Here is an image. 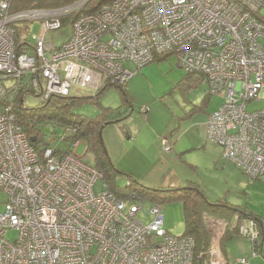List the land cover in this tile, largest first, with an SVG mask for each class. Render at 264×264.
Segmentation results:
<instances>
[{
  "label": "built area",
  "instance_id": "1",
  "mask_svg": "<svg viewBox=\"0 0 264 264\" xmlns=\"http://www.w3.org/2000/svg\"><path fill=\"white\" fill-rule=\"evenodd\" d=\"M88 1L56 12L13 11L12 0H0V264H197L194 236L168 232L160 203L145 222L138 192L120 198L106 183L96 192L104 176L76 155L80 141L69 152L37 150L15 121L14 106L38 88L47 100L88 86L97 93L103 78L124 85L137 71L129 62L140 68L174 54L187 72L204 75L209 94L225 96L206 122V138L249 176L263 177L264 106L248 105L264 92V0H109L83 11L60 47L45 41L61 26L55 16ZM38 18L41 35L32 36L30 52L19 53L13 23ZM164 148L172 149L168 138ZM205 222L211 243L199 259L230 264L221 247L228 221L206 214ZM237 231L255 249L264 244V219L241 218Z\"/></svg>",
  "mask_w": 264,
  "mask_h": 264
},
{
  "label": "rangeland",
  "instance_id": "2",
  "mask_svg": "<svg viewBox=\"0 0 264 264\" xmlns=\"http://www.w3.org/2000/svg\"><path fill=\"white\" fill-rule=\"evenodd\" d=\"M92 1L93 0L90 2L88 1L78 8H70V6L69 13L73 12L77 15L78 13L76 10L78 11V9L82 7L90 9ZM65 7L66 6L30 8L63 12L61 9ZM81 13H83V11ZM64 14L55 16V18L62 20L61 26L53 30H48L45 34V41L56 45V47H60L73 33V23L75 18L71 23L69 22L64 25L63 17L68 15L67 12ZM41 21H43V19L38 18L30 21H18L17 23H13L17 31L15 40L17 47L18 42L23 43L22 41H25L24 43L29 44V42H32L33 35H41ZM27 49L28 50L26 51L18 50V52L22 53L31 51L29 46ZM128 66L133 70H137L130 78L131 80H128L129 83V81L132 82L134 79L133 84L131 85L130 93L133 96L135 111L131 113L130 118L150 119L158 128H162V124L167 123L168 132L172 133V127H176L179 122L185 121L187 113L191 111L192 108H195L196 105H199L207 93L209 94L208 88L205 84H202L199 87H194L197 84H194L192 77L187 75V69L181 66L177 55L171 54L168 57H157L154 61H151L140 68H137L132 62H129ZM196 75H202L204 77L201 73H196ZM3 82L4 84H11V82L8 81ZM114 84L122 86V84L116 83L112 80L104 81L103 78L100 88L95 92L98 93L101 89L108 88L101 94L100 99H86L76 105L70 106L68 111L72 114L67 115V117H96L103 106L115 107L123 103L124 99L127 100V97L121 92L120 88L113 86ZM37 90L40 93V88ZM87 90L88 89H82L80 90V93H76L73 96L86 97L85 94L89 92ZM39 93L30 92L25 96V104L28 108H40L43 105L44 101L42 99V95H38ZM97 93H92L90 98H93V95ZM22 96L23 94L21 95V98ZM260 97L262 98L261 100H255L249 103V110L264 106V92L260 93ZM129 99L131 101L130 97ZM224 101V95L210 94L206 109L200 110L188 118L193 120L200 119L205 123L208 120L209 115L218 110ZM51 107L52 111L43 112L48 117L42 118L39 123L40 130L42 131L40 136L43 134L45 141H47L53 148L61 150H66L70 147L72 148V144L74 142L67 138L69 131L66 132V128L61 125L62 123L60 117L54 116V114H64L67 110L66 107H57L55 104H52ZM143 108H145V110ZM49 113L51 114L50 116ZM187 121L190 120L187 119ZM188 125L189 122L185 123L183 127ZM102 130L103 128H101L100 133ZM31 137L33 136H29L30 140ZM79 141V145L76 149L74 148L76 155L85 162L95 166V153L91 150L86 153L88 144L87 139L81 137ZM31 142L34 141L31 140ZM215 143L219 144L217 142ZM71 151H73V148ZM222 156L220 158V164L215 165L214 161H210L212 158L211 156H207L206 154L202 156L198 154H191L190 157H185L181 162L178 161L175 163L179 167L178 178L183 179L184 176L191 171L192 173L190 172V176L187 179L195 182L192 185L197 184L201 186L211 199L218 200L222 198L224 199L223 201H227L229 204H238L244 208L245 206H248V208L256 214H258V211L264 212V176L259 179L253 178L244 170L239 168L234 161L226 159ZM191 158L193 159L192 161L190 160ZM189 161H191L193 166H191L192 164H190ZM128 180V176L125 177L124 175H121L120 178L117 179V185L119 187H125L128 184ZM105 181L106 180L104 179L97 181L95 185L96 192H100L102 190L103 183H105ZM139 195L141 196V199H144L143 211L139 214V216L145 222L149 221L147 213L151 209V206L160 203L163 209L166 230L176 236L183 235L185 233V215L183 201L180 198H171L167 201L159 202L147 196L144 198L142 194ZM5 201L6 196L4 194H0V211L4 209ZM237 219L238 217L236 216L235 220H230L231 222L229 228H232V226L236 224ZM16 235V230H11L7 233V237L10 239H14ZM229 244L231 246L228 251L230 264H240L238 260L242 257L247 258L251 264H264V245L262 247L263 252L260 253V250H255L254 244L251 240L247 237L236 234H233L230 237Z\"/></svg>",
  "mask_w": 264,
  "mask_h": 264
},
{
  "label": "trees",
  "instance_id": "3",
  "mask_svg": "<svg viewBox=\"0 0 264 264\" xmlns=\"http://www.w3.org/2000/svg\"><path fill=\"white\" fill-rule=\"evenodd\" d=\"M78 0H12V10H23L30 7H64L68 5L74 4ZM109 0H93L90 9H86V7H82L76 10L78 13L70 12L68 15L63 17V24L66 25L67 23H71L73 19H77L79 14L82 11H90L94 10L98 7L99 4L103 2H107ZM22 41V40H20ZM18 42V50L26 51L28 50L27 47L29 46L28 43H24L25 41ZM30 47V46H29ZM171 54H164L158 57H168ZM157 58V57H156ZM187 75L192 77L194 84H197L194 87H199L204 84V77L202 75H196L190 72H187ZM112 86V85H111ZM120 88L121 92L125 94L127 100L124 99V103L118 106H103L96 117L86 118L83 116H76V118L67 117V115H71L68 111V108L72 105H76L83 100L86 99H94L99 100L101 94L108 88L101 89L100 92L93 95V98L88 97H74L73 95L69 96H54L51 99L43 100V105L35 108H28L27 105H22L21 97L16 100V105L14 106L15 112V121L22 125L23 129L28 133L29 136H36L37 139L32 142L33 146L37 150H41V145L43 146H50V144L45 141L44 136L41 133L39 123L42 118H46L43 112L45 111H52V104H55L57 107H66V112L64 114H54V116H58L61 119V125L66 128V132L69 131V138L72 142H76L84 137L87 139V150L93 151L95 153V166L103 173L105 183L113 193H115L120 198H128L129 195L136 191L139 194L152 198L155 201L164 202L171 198H180L183 201V208H184V215H185V233L184 234H191L194 236L196 240L195 245V256L196 260H198L197 264H203V259L200 260L199 256L201 253H204L203 258L208 257V249L211 243V233L207 228L205 222V215L207 213L217 215L219 217L226 218L229 222L230 220L234 219L236 214H239L240 218H249L253 217L248 214L244 207H238L237 205L229 204L227 201H223L224 199L220 198L218 200H213L210 196L203 190V188L195 182L189 183L185 187H163V188H152L146 187L140 184V182L134 180L131 181V184H127L125 187H119L117 185V179L121 176H128L122 171H119L114 163L111 161L110 156L106 150V146L100 135V130L104 123L106 122H121L123 121L127 115L133 112V105L127 96L126 85H116ZM110 87V86H109ZM210 94H206L203 101L196 105L191 111L195 112L198 109H202L206 106ZM61 108V109H62ZM43 113V114H42ZM69 113V114H68ZM51 114L49 113V116ZM32 126V127H31ZM75 128V130H74ZM69 129V130H68ZM35 133V134H34ZM65 138V139H67ZM59 152H69L71 151V147L68 149H57ZM259 179V178H257ZM191 184V185H190ZM240 212V213H237ZM257 218V217H253ZM231 229L234 228H227L225 234L223 235L221 246L222 251H226L227 241L231 234ZM264 244H260L256 247L262 253V247Z\"/></svg>",
  "mask_w": 264,
  "mask_h": 264
},
{
  "label": "crops",
  "instance_id": "4",
  "mask_svg": "<svg viewBox=\"0 0 264 264\" xmlns=\"http://www.w3.org/2000/svg\"><path fill=\"white\" fill-rule=\"evenodd\" d=\"M133 81L134 79L132 82H127L128 84L126 83L125 86L127 96L131 98L132 105L133 96L130 92ZM204 109H206V106L195 112L189 111L185 121L179 122L176 127H172V133L168 132L167 123L162 124V128H158L150 119L130 118L131 114L127 115L121 122H111V124L103 127L102 130V139L111 161L119 171L128 175V183L136 180L143 186L152 188L187 186L189 183L194 182L187 179L191 171L183 179H179V167L175 163L181 162L185 157H190L191 154L200 156L206 154L212 157L210 161H214L215 165H218L223 155L221 145L206 138L207 121L204 123L200 119L193 120L188 118ZM133 111H135L134 105ZM187 119L190 121H187ZM187 122H189V125L183 127ZM165 138H168L172 144L170 151H166L164 148ZM190 160L192 161L193 159L191 158ZM191 161H189L190 164H192ZM233 205L243 208V206L238 204L233 203ZM244 210L251 216L257 217L256 219H264V212L262 211H258V214H256L248 206H245ZM233 234L239 235L237 230L231 229L230 237ZM230 237L227 241L226 251H223L227 258H229L228 251L231 247L229 244Z\"/></svg>",
  "mask_w": 264,
  "mask_h": 264
},
{
  "label": "bare ground",
  "instance_id": "5",
  "mask_svg": "<svg viewBox=\"0 0 264 264\" xmlns=\"http://www.w3.org/2000/svg\"><path fill=\"white\" fill-rule=\"evenodd\" d=\"M78 1H79V0H78ZM78 1H76L75 3H77ZM75 3H74V4H75ZM74 4H72L71 6H73ZM61 24H62V22H61ZM87 88L90 89V90H93V88H92L91 86H88ZM85 96H86V97H88V96H92L91 91H89L88 93H86ZM106 186H107V184H106ZM107 187H108V186H107Z\"/></svg>",
  "mask_w": 264,
  "mask_h": 264
},
{
  "label": "water",
  "instance_id": "6",
  "mask_svg": "<svg viewBox=\"0 0 264 264\" xmlns=\"http://www.w3.org/2000/svg\"><path fill=\"white\" fill-rule=\"evenodd\" d=\"M109 124H111V122H106V123H104L103 126H102V128L105 127V126H107V125H109ZM100 135L102 136V132L100 133ZM31 140H32V141H35V140H36V137H34V136L31 137Z\"/></svg>",
  "mask_w": 264,
  "mask_h": 264
},
{
  "label": "flooded vegetation",
  "instance_id": "7",
  "mask_svg": "<svg viewBox=\"0 0 264 264\" xmlns=\"http://www.w3.org/2000/svg\"><path fill=\"white\" fill-rule=\"evenodd\" d=\"M210 215L213 216V217H219V216H217V215H213V214H210ZM236 216L238 217V219H237V222H238V220L241 219V218H240L239 215H236ZM237 222H236V224H234V226L237 225ZM229 225H230V223H229ZM229 225H228V226H229Z\"/></svg>",
  "mask_w": 264,
  "mask_h": 264
},
{
  "label": "clouds",
  "instance_id": "8",
  "mask_svg": "<svg viewBox=\"0 0 264 264\" xmlns=\"http://www.w3.org/2000/svg\"><path fill=\"white\" fill-rule=\"evenodd\" d=\"M207 214H209V213H207ZM210 215V214H209ZM217 218H223V217H217ZM244 218V217H243ZM253 218V217H252ZM223 219H225V220H227L226 218H223ZM228 221V220H227ZM228 223H230L229 221H228ZM229 225V224H228ZM229 227V226H228ZM227 227V228H228ZM234 227H236V229H237V225H235ZM238 232V231H237ZM225 234V233H224ZM222 241V240H221ZM222 247V246H221ZM224 253V252H223ZM225 255V254H224ZM226 256V255H225ZM228 259V258H227Z\"/></svg>",
  "mask_w": 264,
  "mask_h": 264
}]
</instances>
